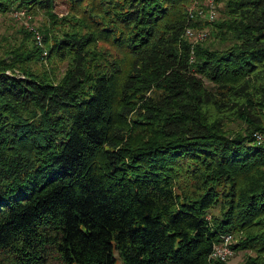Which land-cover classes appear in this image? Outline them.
Masks as SVG:
<instances>
[{"label": "trees", "instance_id": "1", "mask_svg": "<svg viewBox=\"0 0 264 264\" xmlns=\"http://www.w3.org/2000/svg\"><path fill=\"white\" fill-rule=\"evenodd\" d=\"M190 2L0 0L65 63L0 54V264H264V0Z\"/></svg>", "mask_w": 264, "mask_h": 264}, {"label": "rangeland", "instance_id": "2", "mask_svg": "<svg viewBox=\"0 0 264 264\" xmlns=\"http://www.w3.org/2000/svg\"><path fill=\"white\" fill-rule=\"evenodd\" d=\"M194 0H191L188 8H187V20L190 21V18L188 16V9L191 5L194 6ZM197 2V0H196ZM201 3H197L196 7ZM53 14H55L57 17H62L67 15V11L62 5H56L53 9ZM216 15V14H215ZM195 16V13H194ZM215 18V17H214ZM209 22V21H207ZM47 23V16L43 11H36L33 14H28L22 10H12L10 12L0 14V54L8 50L10 47H15L18 44H22L25 47L32 46L33 44H36L37 46L41 47V53H40V59L37 61L35 66H41L44 69H55L57 71L58 75H61L62 71L65 68V63H56L53 61V63H49L47 61V50L46 47L42 44V38H41V30L43 26ZM191 27V26H189ZM185 28V27H184ZM193 29H199L205 31V37L201 39H195L190 37H185L191 44L196 43H211L212 39L209 37V28L206 27H191ZM184 32V30H183ZM38 33L40 36V42L38 43L35 39V34ZM217 46V44H215ZM2 51V52H1ZM43 51H46V55H43ZM228 127L232 130L237 129L238 122L231 121L228 123ZM233 243V240L232 242ZM249 253V252H248ZM243 251H236L231 254L225 261L226 264H241L242 259L244 257ZM119 264V261H117Z\"/></svg>", "mask_w": 264, "mask_h": 264}, {"label": "built area", "instance_id": "3", "mask_svg": "<svg viewBox=\"0 0 264 264\" xmlns=\"http://www.w3.org/2000/svg\"><path fill=\"white\" fill-rule=\"evenodd\" d=\"M193 2L194 6L191 5L188 9V16L190 19L194 17V13L201 15V17L205 18L207 21H211L215 17L216 11L214 0H204L205 10L198 9L196 7V0ZM183 35L185 37L201 39L204 38L206 34L204 30L193 29L189 26H185ZM35 39L38 43L40 42V36L38 33L35 34ZM42 53L43 55H46V51H43ZM252 136L257 143L264 144V134L254 132ZM231 242V234L222 233L219 240L212 245L208 259H219L221 261L226 260L232 254Z\"/></svg>", "mask_w": 264, "mask_h": 264}]
</instances>
